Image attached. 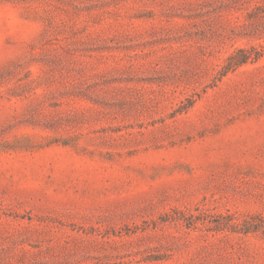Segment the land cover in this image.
<instances>
[{"label": "rangeland", "instance_id": "obj_1", "mask_svg": "<svg viewBox=\"0 0 264 264\" xmlns=\"http://www.w3.org/2000/svg\"><path fill=\"white\" fill-rule=\"evenodd\" d=\"M0 264H264V0H0Z\"/></svg>", "mask_w": 264, "mask_h": 264}, {"label": "trees", "instance_id": "obj_2", "mask_svg": "<svg viewBox=\"0 0 264 264\" xmlns=\"http://www.w3.org/2000/svg\"><path fill=\"white\" fill-rule=\"evenodd\" d=\"M238 55L241 56V58H240L239 60L234 61V62L232 63V65H231V67H232V66H235V65H238V64H241V63H244V62L246 61L247 58L243 55V52H239ZM234 58H235V57H231V58H230V63H231V61L234 60Z\"/></svg>", "mask_w": 264, "mask_h": 264}]
</instances>
